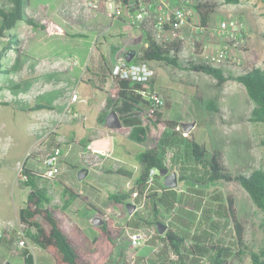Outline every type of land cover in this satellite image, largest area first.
I'll return each mask as SVG.
<instances>
[{
    "label": "rangeland",
    "instance_id": "rangeland-1",
    "mask_svg": "<svg viewBox=\"0 0 264 264\" xmlns=\"http://www.w3.org/2000/svg\"><path fill=\"white\" fill-rule=\"evenodd\" d=\"M198 1L220 5L211 23L221 18L223 21L235 19L242 23L248 37L246 48L255 49L259 53L256 61L264 66V53L261 54L259 50V45L264 42V0H242L239 5H224L223 0H194L195 3ZM0 8L11 10L12 0H0ZM26 11L40 27L30 26L25 20L19 21L15 28L0 39V50L11 41V36L21 41L22 49V52H18L17 45L13 43V49L8 51L5 59V66L10 71L0 75V236L3 231L12 230L16 231L17 236L12 251L8 245H0V264H23L21 254L24 249L34 255L36 264H55L52 256L30 238H26L24 248L18 247V241L25 229L19 220V211L28 194V188L21 184L25 179L22 168L25 166L44 175L43 160L56 146L63 151L61 174L53 180L42 177L40 186L47 190L51 204L68 215V225L77 224L91 239L96 237L92 228L93 219L101 217H93L92 205L104 210L106 217L112 218L115 225L123 229L108 264H159L168 257L173 260L174 256L164 242V234H158L156 229L157 222H162L168 230L171 214L163 212L156 220L151 202L144 195L129 201L137 206L136 214L133 215L128 213L125 204H115L109 199L112 194L127 193L135 187L124 183V175L113 172L130 169L138 177L141 171L138 156L146 150L148 142L154 143L158 134L156 130L149 135V141L145 144L131 143L125 134L115 133L114 153L93 165L83 181L78 176L79 171L86 168L90 154L80 142L84 129L90 131L91 127L96 126L98 111L93 107L107 98L98 79L92 77L103 78L108 74L109 65L116 59L115 52L122 46H126V53H135L145 46V42L140 36L121 37L130 33V28L126 25L118 27L108 14L89 11L84 6V0H27ZM57 29L61 31L54 32ZM80 33L84 35L79 36ZM198 38L203 42L201 33ZM251 38L252 43L249 41ZM191 43L186 44L180 54L181 68L151 63L156 71V88L168 102V107L163 111L164 118L179 122L180 127L197 123L192 131L196 141L208 149L220 151L230 172L249 175L262 167L264 162V146L261 144L264 124L250 121L253 103L242 84L231 81L219 87L213 77L185 69L188 61L204 62L202 55L193 54ZM89 63L85 78L92 80L88 84L80 79L82 69ZM98 64L102 66L101 69L94 68ZM227 65L235 67L230 72L234 75L253 67L251 59L235 64L226 62L220 67L227 69ZM197 90L203 98V104L197 100ZM74 93L79 96V101L72 103L79 118L73 119L76 122L66 115ZM213 104L220 110L219 114L207 108V105L213 108ZM38 105H49L53 109L34 110ZM179 130L186 136L183 128ZM57 135L61 137L60 141ZM161 148L165 151L169 172H176L179 176L182 167L186 166L184 144L169 141L162 143ZM103 169H109L108 173L111 174L102 177ZM154 180L145 191L146 195L160 190L161 185H164V177ZM190 188L200 190L199 196L205 201L218 192L234 194L248 244L256 251L264 248L261 229L264 212L253 204L239 183L218 182L194 187L190 183L178 181L176 188L183 208L198 214L197 231L208 234L213 244H226L228 238L212 229L201 217L200 210L206 204L199 197L190 199L187 195ZM139 231L148 237V241L140 247H133L130 236ZM30 232L34 233L35 230ZM234 264L251 262L249 257H245L242 262L234 261Z\"/></svg>",
    "mask_w": 264,
    "mask_h": 264
},
{
    "label": "trees",
    "instance_id": "trees-1",
    "mask_svg": "<svg viewBox=\"0 0 264 264\" xmlns=\"http://www.w3.org/2000/svg\"><path fill=\"white\" fill-rule=\"evenodd\" d=\"M241 1L223 0L222 4L239 5ZM12 3L11 10L0 8V18L2 19L0 39L6 36L7 31L15 28L19 21L25 20L30 26L40 27L26 11L27 0H12ZM219 6L218 3L207 1H198L195 4L194 7L202 28L207 29L210 26L212 17ZM141 34L145 46L135 52L136 55L132 61L157 62L181 68L180 54L184 49L182 42L159 44L152 39L149 31H144ZM138 35V32H134L121 35V37ZM11 38V41L0 50V75L10 71V68L5 66V59L8 51L13 49L14 42L17 45L16 50L22 52L21 41L16 36H11ZM202 45L201 42L196 44L198 55L203 53ZM241 49L246 50L247 48ZM127 53L120 60L125 59ZM256 65L257 62H254L250 70L237 75L206 62L188 61L185 69L213 77L219 87L228 81L242 84L253 103L250 121L264 124V68L256 67ZM103 79L110 80V86L106 90L107 98L104 106L96 118L99 127L104 126L111 111H116L122 121V127L131 129L129 136L131 141L145 144L149 141V135L153 130L158 133L154 143L148 142L146 150L138 156L141 171L135 187L127 193L110 195L109 199L112 202L126 205L133 198L134 193L144 195L149 186L151 170L157 171L155 179L160 178L158 171L164 168L168 169L165 162V151L161 148V144L177 141L185 146L184 163L186 165L181 169L182 173L178 176L179 181L190 183L194 187L208 186L218 182H237L248 193L253 204L264 212V162L262 167L253 170L249 175L230 172L225 166L220 151L208 149L205 145L198 143L192 131L186 136L183 135L178 129L182 128L179 122L164 118L163 110L168 107V102L162 109L151 110L147 102L137 93L143 84L114 78L111 69L106 76H103ZM153 82L155 86V80ZM198 92L199 90H197V100L203 104V98ZM45 108L53 109L49 105H38L34 110ZM207 108L217 114L220 113L214 104L213 108H210L209 105ZM89 141L87 139L81 142L82 146L85 147ZM261 144L264 146V137ZM21 173L25 178L21 184L28 188L27 200L19 211V220L25 227V237L33 240L52 256L55 264H108L117 248L123 229L116 226L112 218L106 217L102 210L92 205L93 217L101 216L104 223L97 227L92 226L96 237L91 239L77 224L68 225V220L70 221L68 215L51 204L47 190L40 186V179L43 175L25 166ZM113 173L130 175L129 172L122 169ZM66 189L73 192L69 187ZM73 193L81 197L79 194ZM200 193V190L190 188V193L187 195L190 199L199 197L200 201L204 200L199 196ZM179 195L176 188H167L163 184L160 190L152 191L150 195H146V199L151 202L156 220H159V216L163 212L171 214V226L163 237L174 259L168 257L159 264H234V261L242 262L245 257L250 258L251 264H264V248L260 251L252 249L245 238V225L239 217L234 194L224 195L221 192L212 194L209 200H204L206 206L200 210L201 217L209 223L211 228L228 238L226 244H213L210 242L208 234L197 231L198 214L184 209L180 204ZM82 200L86 202L84 198ZM261 229L264 236V221L261 224ZM31 230H35V232L31 233ZM16 237L15 230L3 231L0 236V245H8L9 250L12 251ZM21 255L23 264H36L34 255L29 250L24 249ZM136 264H140V262Z\"/></svg>",
    "mask_w": 264,
    "mask_h": 264
},
{
    "label": "built area",
    "instance_id": "built-area-1",
    "mask_svg": "<svg viewBox=\"0 0 264 264\" xmlns=\"http://www.w3.org/2000/svg\"><path fill=\"white\" fill-rule=\"evenodd\" d=\"M194 0H84V6L92 12L108 14L112 22H118L126 25L134 32L144 33L149 31L152 39L159 44H171L182 42L184 47L191 43L192 52L196 53V44L201 42L198 35L203 33L198 13L195 10ZM190 27L193 36H186L184 29ZM243 24L237 20H225L220 23L217 33L235 31L240 34L238 37L230 39L240 49L246 47V37L243 35ZM197 39V40H195ZM229 42V41H228ZM202 43V42H201ZM203 44V43H202ZM224 49L208 54L207 49L202 45L204 62L220 67L226 62L231 63L227 50L229 44ZM232 45V44H231ZM184 50V49H183ZM136 55V53H135ZM76 64L75 61H73ZM112 76L121 80L143 84L137 93L147 102L151 110H159L165 107V97L154 86L156 71L149 62L131 61L126 59L119 60L111 69ZM79 96L74 93L71 104L68 105L66 115L70 119L76 118L72 103H77ZM179 129V128H178ZM63 151L61 147L56 146L51 149L43 160L45 172L43 177L53 180L61 174L60 163L62 161ZM157 171L151 170L149 186L152 185ZM147 188V189H148ZM138 193L133 194V199L138 198ZM146 196V193L144 194ZM133 247H140L148 241V237L142 232H137L130 236ZM26 237L23 233L18 241V247L26 246Z\"/></svg>",
    "mask_w": 264,
    "mask_h": 264
},
{
    "label": "crops",
    "instance_id": "crops-1",
    "mask_svg": "<svg viewBox=\"0 0 264 264\" xmlns=\"http://www.w3.org/2000/svg\"><path fill=\"white\" fill-rule=\"evenodd\" d=\"M226 19V18H225ZM222 18L218 21V22H214V23H210V26L206 29L205 32L201 33L202 34V40H203V45L205 46V48L207 49V52L208 54H214L215 52L219 51V50H222L224 49L226 46H228L227 44H229V48L227 50V53H228V56H229V59H232L233 61H230L231 64H235V63H242V62H248L250 59H251V62L254 63V62H257V65L256 67H261V68H264V66H261L259 63V61H256L257 59H259V56H258V52H256L255 49H253L252 47H249V50L247 51L246 50H243V49H240V48H236L237 46L234 44V41H230V39H233L234 37H238L240 36V34L238 32H235V31H230V32H225V33H217V30L219 29V26H220V23L222 22ZM115 24L117 25L118 24V27H123L124 25L121 24V23H116ZM243 32V35L246 37V39H248V37L246 36V32L244 30H242ZM192 29L190 27H186L184 29V34L188 37V36H193L192 34ZM130 33H134V31L132 32L130 30ZM139 35L136 36L137 38L140 36V38H142V34L140 32H138ZM128 34V33H127ZM79 36H83L84 34L80 33L78 34ZM130 38H133V37H130ZM143 39V38H142ZM199 39V38H198ZM127 40V39H125ZM226 41H229V42H226ZM251 43L253 42V38H251L249 40ZM232 44V45H231ZM96 46V45H95ZM125 47L126 46H122V49L120 50H114V52L116 53V59L114 61H112V65H109V68L107 70V73L110 71V69H112V67L114 66V64L116 62H118L120 60V58L126 53L125 51ZM259 50L261 51V54L264 53V42H262L260 45H259ZM60 64H61V61L59 60ZM91 63L87 64L85 68L82 69V72H83V75L80 79L81 82H90L92 79H98V82H99V86H101L103 89H105V91L109 88L110 86V80H105L101 77H96V76H93L92 79L88 78L86 80L85 76L87 74V66L90 65ZM90 67V66H89ZM101 65L98 64L97 66L94 65V68H100L101 69ZM227 69L223 68L224 70H227L229 72H233V70H235L234 68L235 67H230L229 65H227ZM230 67V68H229ZM222 68V67H221ZM156 81H157V76L155 78V86H156ZM231 81H228L226 82L224 85H226L227 83H229ZM235 82V81H234ZM89 84V83H88ZM97 89V88H96ZM101 101L100 104H98L96 106V104L94 105V109L98 111L97 115H96V118L98 116V114L100 113L101 111V108H103L104 106V103ZM69 105V104H68ZM68 107V106H67ZM164 111V110H163ZM66 116V115H65ZM78 118V116H76ZM96 118H95V121H96ZM79 119V118H78ZM72 121V120H71ZM74 121V120H73ZM77 120H75L74 122H76ZM68 122V121H67ZM195 124V127L197 126V123H193ZM194 127V128H195ZM193 128V130H194ZM192 130V131H193ZM130 131L131 129L130 128H126V127H122L120 129H117V130H113L112 132L110 133H106L102 130V127H99L97 125V122H96V126L95 127H91L90 128V131L87 130V129H84V133H83V139H81L82 141L80 142H83L87 139L91 140V139H94V138H98V137H101V136H106V135H114L115 133L119 132L121 135L125 134V137H127L128 139L129 136H130ZM58 136V140L61 138L59 135ZM60 141V140H59ZM131 143H134L133 141L130 140ZM84 147V146H83ZM85 150H87L85 147H84ZM88 151V150H87ZM114 153V137H113V150L111 152V154L109 155H105V154H100V153H92L90 152L89 154V160L88 162H86V168L87 169H91L93 168V165H96V164H99L101 159H105L107 157H110L112 154ZM111 170V169H110ZM125 172H129L130 175L128 176H125L126 178V182H124L125 184L128 183L129 185L133 184L135 185L136 183V180L137 178L139 177H135V174L134 172H132L130 169H125L124 170ZM109 172V169H103L101 170V173H102V177L105 175V174H111V173H108ZM89 174V173H88ZM140 175V174H139ZM135 180V181H134ZM131 189V188H130ZM133 200V199H132ZM130 200V201H132ZM139 209V208H138ZM102 210V209H101ZM137 210V209H136ZM104 211V210H102Z\"/></svg>",
    "mask_w": 264,
    "mask_h": 264
},
{
    "label": "water",
    "instance_id": "water-1",
    "mask_svg": "<svg viewBox=\"0 0 264 264\" xmlns=\"http://www.w3.org/2000/svg\"><path fill=\"white\" fill-rule=\"evenodd\" d=\"M60 29L54 30V32H60ZM135 57V53L131 52L128 53L125 59L128 62H131L133 58ZM195 127V124H186L183 125V131L184 134L188 135L193 128ZM122 128V121L119 118V115L116 111H111L106 119V122L104 126L102 127V130L106 132L107 134L112 132L113 130H117ZM85 148L92 153H100V154H105L109 155L111 154L113 150V136L112 135H106V136H101L98 138H94L90 140L86 145ZM89 173V169L84 168L79 171V179L83 181ZM160 177H164V186L167 188H177L178 186V174L176 172H169V169L164 168L160 171H158ZM128 213L130 215H133L136 212L137 206L133 203H127L126 204ZM104 223L103 219L101 217H95L93 219V226L97 227L100 226ZM156 229L158 231V234L163 235L167 231V225H165L162 222H157Z\"/></svg>",
    "mask_w": 264,
    "mask_h": 264
},
{
    "label": "flooded vegetation",
    "instance_id": "flooded-vegetation-1",
    "mask_svg": "<svg viewBox=\"0 0 264 264\" xmlns=\"http://www.w3.org/2000/svg\"><path fill=\"white\" fill-rule=\"evenodd\" d=\"M130 53H131V52H130ZM127 54H128V53H127ZM127 54H126V55H127Z\"/></svg>",
    "mask_w": 264,
    "mask_h": 264
}]
</instances>
